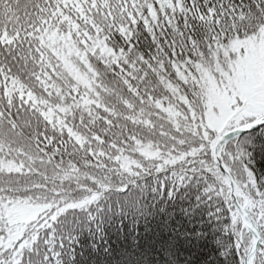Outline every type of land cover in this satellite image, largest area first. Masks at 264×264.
<instances>
[{
    "label": "snow or ice",
    "instance_id": "snow-or-ice-1",
    "mask_svg": "<svg viewBox=\"0 0 264 264\" xmlns=\"http://www.w3.org/2000/svg\"><path fill=\"white\" fill-rule=\"evenodd\" d=\"M257 141L264 0H0V264H65L68 217L153 175L264 264Z\"/></svg>",
    "mask_w": 264,
    "mask_h": 264
},
{
    "label": "trees",
    "instance_id": "trees-1",
    "mask_svg": "<svg viewBox=\"0 0 264 264\" xmlns=\"http://www.w3.org/2000/svg\"><path fill=\"white\" fill-rule=\"evenodd\" d=\"M253 159L264 172V141ZM212 210L200 185L141 177L68 217L74 226L65 264H235Z\"/></svg>",
    "mask_w": 264,
    "mask_h": 264
}]
</instances>
